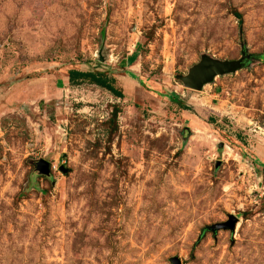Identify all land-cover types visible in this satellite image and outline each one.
Returning a JSON list of instances; mask_svg holds the SVG:
<instances>
[{"label": "rangeland", "instance_id": "374dc122", "mask_svg": "<svg viewBox=\"0 0 264 264\" xmlns=\"http://www.w3.org/2000/svg\"><path fill=\"white\" fill-rule=\"evenodd\" d=\"M174 259L264 264V0H0V264Z\"/></svg>", "mask_w": 264, "mask_h": 264}, {"label": "water", "instance_id": "95a60500", "mask_svg": "<svg viewBox=\"0 0 264 264\" xmlns=\"http://www.w3.org/2000/svg\"><path fill=\"white\" fill-rule=\"evenodd\" d=\"M243 61L232 63L205 58L199 65L191 70L187 77L181 78V81L189 90L202 91L206 85L214 83L218 77L236 73L241 69ZM37 168L40 176L51 177L52 164L50 162L42 160L37 164ZM61 171L65 174L68 173V170H66L65 167H62ZM238 221L239 219L232 217L230 223L214 227L213 231L234 230ZM173 263L182 264L179 259H174Z\"/></svg>", "mask_w": 264, "mask_h": 264}, {"label": "trees", "instance_id": "16d2710c", "mask_svg": "<svg viewBox=\"0 0 264 264\" xmlns=\"http://www.w3.org/2000/svg\"><path fill=\"white\" fill-rule=\"evenodd\" d=\"M236 16L242 20V15L236 13ZM78 80H91L93 83L98 85L99 87L109 91L114 96L118 98H124V93L118 90L115 86V80L109 79L107 76L103 74H95V73H86V72H78L72 71L70 72V81L72 84H75ZM184 110H190L189 106H183Z\"/></svg>", "mask_w": 264, "mask_h": 264}]
</instances>
